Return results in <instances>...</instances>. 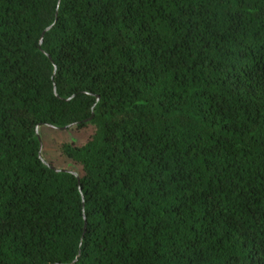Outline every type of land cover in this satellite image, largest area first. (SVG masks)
<instances>
[{"label": "trees", "instance_id": "trees-1", "mask_svg": "<svg viewBox=\"0 0 264 264\" xmlns=\"http://www.w3.org/2000/svg\"><path fill=\"white\" fill-rule=\"evenodd\" d=\"M0 264H264V0H0Z\"/></svg>", "mask_w": 264, "mask_h": 264}, {"label": "water", "instance_id": "water-1", "mask_svg": "<svg viewBox=\"0 0 264 264\" xmlns=\"http://www.w3.org/2000/svg\"><path fill=\"white\" fill-rule=\"evenodd\" d=\"M51 27V25L50 26H48V27H46L43 31H42V35H41V37H40V43H41V41H42V36H43V34H44V32L46 31V30H48L49 28ZM51 168H54V167H51ZM55 170H65V169H57V168H54Z\"/></svg>", "mask_w": 264, "mask_h": 264}]
</instances>
